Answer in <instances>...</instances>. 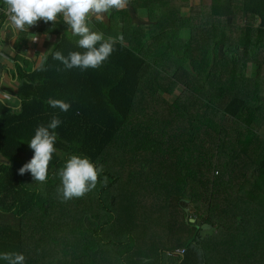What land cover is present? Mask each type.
I'll return each mask as SVG.
<instances>
[{
  "label": "trees",
  "instance_id": "trees-1",
  "mask_svg": "<svg viewBox=\"0 0 264 264\" xmlns=\"http://www.w3.org/2000/svg\"><path fill=\"white\" fill-rule=\"evenodd\" d=\"M128 4L108 19H90L105 38H123L99 69L66 70L53 59L56 51H82L60 16L29 28L61 36L40 63L39 53L10 47L19 85L17 104L0 98V252L22 253L25 264H151L171 251L175 264H208V244L230 251L232 264H264V0ZM5 20L0 13V43ZM187 63L204 87L181 78ZM246 65L251 78L243 76ZM213 75L224 78L220 86L206 81ZM49 98L71 107L52 108ZM212 113L221 114L218 128ZM54 115L62 123L44 191L18 170L33 155L28 142L36 127ZM69 154L89 157L103 172L91 195L62 202L55 173ZM52 207L56 220L40 221L37 211L49 216ZM204 224L212 230L207 238ZM73 228L71 251L64 234Z\"/></svg>",
  "mask_w": 264,
  "mask_h": 264
},
{
  "label": "clouds",
  "instance_id": "clouds-1",
  "mask_svg": "<svg viewBox=\"0 0 264 264\" xmlns=\"http://www.w3.org/2000/svg\"><path fill=\"white\" fill-rule=\"evenodd\" d=\"M128 3L129 0H3L4 7L0 8V13L6 16L4 29H11L13 32H23L41 20L55 23L58 16L62 17L72 36L78 37L76 43L82 51H70L67 56L56 51L53 59L60 61L66 70H87L99 69L115 50L114 45L123 40L122 36L105 38L102 32L94 31L90 27L91 17L103 20L111 10H122ZM47 102L52 108H58L62 112H67L71 107L70 103L62 99L49 98ZM61 123L60 118L54 115L46 125L36 127L28 142L33 155L19 168V175L30 173L35 182L47 181L49 165L56 152L55 130ZM102 172L103 165L94 164L89 157L69 154L63 166L55 173L60 181L57 193L61 201L84 197L95 189ZM182 251L183 249H178L175 254L181 256ZM166 257L171 259L175 256L168 251L163 259L166 260ZM0 260L6 264H25L26 258L19 252H0Z\"/></svg>",
  "mask_w": 264,
  "mask_h": 264
},
{
  "label": "rangeland",
  "instance_id": "rangeland-1",
  "mask_svg": "<svg viewBox=\"0 0 264 264\" xmlns=\"http://www.w3.org/2000/svg\"><path fill=\"white\" fill-rule=\"evenodd\" d=\"M190 1L199 4L200 2H205L206 0H190ZM186 14H189V16L191 15V9L190 8H189V11L186 12ZM143 18H145L147 20L146 15ZM112 21H114L113 18H112ZM18 34H19V32H13L10 29L9 32H8V39L11 40V41L17 40L18 39V37H17ZM33 38H36L35 31H33L32 29H26V39H21L20 38L16 45H15L16 41L14 43H12V44L14 46H18V50L21 53H23V54H25L27 56H32L36 52L39 53L40 55H39V57H38L37 60L40 63L41 59L44 57V55H43L42 52H45L46 50L47 51H50L52 49L51 48L52 47V42L50 43V40L48 39L49 40V43L43 44L44 46H33L34 41H30ZM36 40H37V38H36ZM55 40H57V39L54 38L53 39V42ZM38 41H36L35 43L39 44ZM25 43H26V45H25ZM30 43H31V46L28 45ZM3 47L5 48V52H6V56L7 57L5 55H3L2 48L0 47V93H3L4 94V95H0V98H3L5 100V102L8 104V106H11L12 107L15 104H17V101L13 99V96L15 95V92H16L17 87H18L19 84L12 77V74L10 72V70H14V60L9 59L10 54L11 55L14 54L10 50V47H13V46H3ZM43 49H44V51H43ZM208 64H209V60L207 59V63L204 64V67L201 70V73L202 74H203V72H205V73L208 72ZM4 65H5V67H4ZM186 67L187 68L185 69V66H183V72L180 71L181 78L184 79V78L187 77L189 79V81L192 82V84H191L192 86H199V87H202L203 86L204 87V85H203V82H204L203 75L202 74H199L196 78H194V74H193L192 67L190 65H188V63L186 64ZM246 67H247V65H246ZM247 68H248V70H247L248 73L247 72H245V74L243 73V76L248 77V78H251L252 77L251 67H247ZM168 71H173V69H168ZM153 73L155 75L154 76L152 75L153 77L151 76L152 78H149V81L151 83L155 84V82H156V72H153ZM184 73H185V77H184ZM209 78L206 79V81L210 84L211 83V80H214V81L217 82V86H220V84H221V81L220 80L221 79H224L223 77L221 78V77L215 76V75H213L212 77H209ZM205 87H208V85H206ZM192 91H194L198 95L200 93L199 90H195L194 89ZM258 91H261V89L258 90ZM255 92H257V91L255 90L254 86H253V90L249 88V93L248 94L250 95L249 98L251 100H252V97L254 96V93ZM189 94L190 95H189V97L187 99L188 100L190 99V102L193 103V97H195L196 95L194 93H192V92L189 93ZM261 95L264 96V92L263 91L261 92ZM250 106L252 108H254V100L252 101V105H250ZM204 110H206L207 112L209 111L208 108H205ZM262 110H264V106L263 107H260L258 109V111H262ZM258 111L256 110V112H258ZM219 116H221V114H218V113L217 114H214V113H212V118L214 119V122H215L214 123L215 124V128L216 127L218 128L217 118ZM260 129H262V128H260ZM260 133L264 137V128L262 130H260ZM242 137H243V135L240 136V138H242ZM1 160H2V158H0V162H1ZM250 172H251V170H250ZM260 183H261V181H260ZM237 184H239V183H237ZM35 186L41 187L42 190H44V191L47 190V188H45L41 183L39 185L35 184ZM96 189L97 188L95 187V189H93L92 191L95 192ZM48 191H50V190H48ZM86 195L89 196V195H91V193L88 192ZM85 198L83 197V199H85ZM66 202H71V201L68 200ZM190 207L193 208L192 205H190ZM57 211H59L57 207H52V209L50 210L49 216H46V214L41 213L40 210H39V211H37L38 212V215H39L38 218H39L40 221L46 222L47 224H49L51 222H54V220H56V216L59 214V213H56ZM193 211H194V209H192V210L189 209V213H193ZM37 212L35 214H37ZM202 228H203V225H202ZM74 231H75V228H73L72 232H70V233L68 232L67 234H64L65 238L63 237L65 239L67 245L69 244V246L71 248V251L74 250V247H75L74 246V244H75L74 238H76V234L74 233ZM201 231H202L201 233H202V235L204 237H206L208 235H211V233H212L211 227L210 228L207 227V228L201 229ZM204 250H205V257H206V260H207L208 264H225L226 262H228L229 264H232V261L234 259H236V256H234L233 254H231L230 251H226V249L225 248H222V247H218V249H214L212 246H209L207 244V245H205ZM108 252H110V255H111V258H112L113 257V255L111 253L112 250L110 249V250H108ZM171 259H174V258H171ZM151 261H152V262H150L151 264H162L165 260L163 259V257L157 256V257H154L153 259H151ZM199 262H201V261H199ZM107 263H109V262H106L104 264H107ZM204 263L206 264V262H204ZM115 264H119V263L116 262ZM201 264H202V262H201Z\"/></svg>",
  "mask_w": 264,
  "mask_h": 264
},
{
  "label": "crops",
  "instance_id": "crops-1",
  "mask_svg": "<svg viewBox=\"0 0 264 264\" xmlns=\"http://www.w3.org/2000/svg\"><path fill=\"white\" fill-rule=\"evenodd\" d=\"M3 2L2 1H0V6H2L1 4H2ZM128 6H129V4L127 5V7H125V8H128ZM0 8H2V7H0ZM115 11V9H113V10H111L109 13H112V12H114ZM130 11H132V9L130 10ZM165 10L164 9H162V11L161 12H164ZM189 11V9L187 10H185V16L186 17H188L189 16V14H186V12H188ZM133 12V11H132ZM109 13L108 14H106L105 15V19H108L107 17V15H109ZM147 11H144V12H142V11H140L139 12V18H141V19H144L145 21H146V19L145 18H143L145 15H146V18H147ZM59 17H57V19H58ZM91 18H94V17H91ZM107 23L109 24V21H107ZM9 30L10 29H7V30H5L4 29V27L2 28V30H1V38H2V40H4V43H0V46H14L12 43H14L15 41L17 42L18 41V39L17 40H14V41H11V40H9L8 39V32H9ZM17 37H18V35H17ZM56 38L57 40H55L54 42H53V39L54 38ZM36 38H37V40H36ZM36 38H33L32 40H30V41H34V43H33V46H44L43 44H47V43H49V40H50V43L52 42V46H54L59 40H60V38H61V36H56V35H40V34H36ZM49 39V40H48ZM39 40V41H38ZM36 41H38V43L39 44H37V43H35ZM20 44V43H19ZM25 45H26V43H25ZM28 45H30L31 46V43L30 44H28ZM46 46V45H45ZM44 50V49H43ZM156 83V82H155ZM152 85H155V84H153L152 83ZM264 92V91H263ZM218 106L219 105H217V108H218ZM219 110V109H218ZM262 130V129H261ZM177 260L174 258V259H170V258H168V257H166V260H165V262L163 263V264H175V262H176Z\"/></svg>",
  "mask_w": 264,
  "mask_h": 264
},
{
  "label": "water",
  "instance_id": "water-1",
  "mask_svg": "<svg viewBox=\"0 0 264 264\" xmlns=\"http://www.w3.org/2000/svg\"><path fill=\"white\" fill-rule=\"evenodd\" d=\"M191 222H195V219H191ZM207 227L210 228L211 226L209 224H204L202 229L207 228Z\"/></svg>",
  "mask_w": 264,
  "mask_h": 264
},
{
  "label": "built area",
  "instance_id": "built-area-1",
  "mask_svg": "<svg viewBox=\"0 0 264 264\" xmlns=\"http://www.w3.org/2000/svg\"><path fill=\"white\" fill-rule=\"evenodd\" d=\"M264 28V27H263ZM183 252V251H182Z\"/></svg>",
  "mask_w": 264,
  "mask_h": 264
}]
</instances>
